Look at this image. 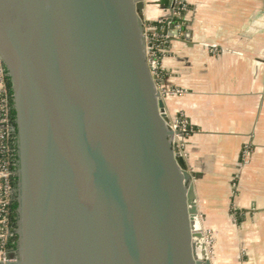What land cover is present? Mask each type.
Returning <instances> with one entry per match:
<instances>
[{"label":"water","instance_id":"95a60500","mask_svg":"<svg viewBox=\"0 0 264 264\" xmlns=\"http://www.w3.org/2000/svg\"><path fill=\"white\" fill-rule=\"evenodd\" d=\"M148 1L0 0L17 117L14 264H213L197 174L147 61ZM155 1L172 21L186 0Z\"/></svg>","mask_w":264,"mask_h":264},{"label":"crops","instance_id":"0c3cea01","mask_svg":"<svg viewBox=\"0 0 264 264\" xmlns=\"http://www.w3.org/2000/svg\"><path fill=\"white\" fill-rule=\"evenodd\" d=\"M155 2L146 4L147 23L166 15ZM185 3L184 35L168 44L161 88L170 116L185 114L197 130L185 153L203 226L217 238L212 263L264 264V0ZM177 89L184 93L169 94Z\"/></svg>","mask_w":264,"mask_h":264},{"label":"built area","instance_id":"2783aa9c","mask_svg":"<svg viewBox=\"0 0 264 264\" xmlns=\"http://www.w3.org/2000/svg\"><path fill=\"white\" fill-rule=\"evenodd\" d=\"M188 6L183 1H178L173 10V20L169 21L166 16L159 18L157 21L152 23L144 22V36L146 42V55L147 61L150 67V71L153 77L158 79V89L163 94L168 93L161 88V81L165 76L164 69L162 67V59L166 54L168 44L170 40L176 37H182L184 35V14L187 12ZM176 17H183L181 22H175ZM172 27L173 35L171 36L168 32ZM218 50L214 49L213 52L217 53ZM7 72L3 61L0 58V252L1 259L0 264H14L15 259L9 258L11 251L7 249V243L12 235L9 225V205L11 203L14 189L11 184V178L14 172L11 168L10 153L11 148L9 145V139L14 133L15 129L10 121V103L9 95L6 87ZM184 91L181 89L170 90L169 94L180 95ZM170 129L175 133L173 142L175 147L185 153V146L181 145L180 139L177 136V132H180L187 137L196 133L197 130L185 114L179 113L172 117L170 123ZM250 146H246L243 149V155H247L250 152ZM205 243L208 248L210 257H212V231L204 230Z\"/></svg>","mask_w":264,"mask_h":264},{"label":"trees","instance_id":"16d2710c","mask_svg":"<svg viewBox=\"0 0 264 264\" xmlns=\"http://www.w3.org/2000/svg\"><path fill=\"white\" fill-rule=\"evenodd\" d=\"M185 15V14H184ZM183 20V17L175 18V22H181ZM154 24V23H152ZM156 25V23L154 24ZM185 30V29H184ZM7 72V70H6ZM166 76L163 77V80ZM162 82V81H161ZM6 87L8 90L9 95V103H10V121L15 129L14 133L9 139V145L11 148L10 153V159H11V168L14 172V175L11 178V184L14 189V194L11 200V203L9 205V225L12 235L10 236L8 243H7V249L11 252H15L18 250V244H19V235H18V222H19V176H18V143H17V117H16V111L14 107V93L12 88V82L7 72L6 77Z\"/></svg>","mask_w":264,"mask_h":264},{"label":"rangeland","instance_id":"374dc122","mask_svg":"<svg viewBox=\"0 0 264 264\" xmlns=\"http://www.w3.org/2000/svg\"><path fill=\"white\" fill-rule=\"evenodd\" d=\"M206 230V229H205ZM208 231H212V233H213V230L212 229H207ZM211 235V237H212V261H213V255H215V246L217 245V238H216V236L215 235H212V234H210Z\"/></svg>","mask_w":264,"mask_h":264}]
</instances>
